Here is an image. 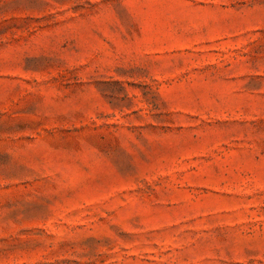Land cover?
I'll use <instances>...</instances> for the list:
<instances>
[{
	"label": "rangeland",
	"instance_id": "1",
	"mask_svg": "<svg viewBox=\"0 0 264 264\" xmlns=\"http://www.w3.org/2000/svg\"><path fill=\"white\" fill-rule=\"evenodd\" d=\"M0 264H264V0H0Z\"/></svg>",
	"mask_w": 264,
	"mask_h": 264
}]
</instances>
